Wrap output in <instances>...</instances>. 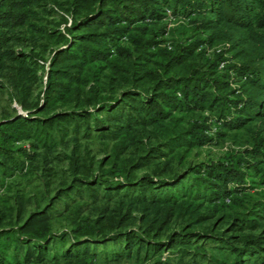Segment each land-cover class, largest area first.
<instances>
[{"label": "trees", "instance_id": "obj_1", "mask_svg": "<svg viewBox=\"0 0 264 264\" xmlns=\"http://www.w3.org/2000/svg\"><path fill=\"white\" fill-rule=\"evenodd\" d=\"M59 10L63 29L36 22L42 19L40 13L52 15ZM171 21L179 23L175 28L180 36L167 37L175 32L168 27ZM21 27L53 41L46 69L39 62L44 57L33 48L24 52L12 47L23 40ZM6 68L13 71L9 76L22 108L45 115L29 113L0 122L3 177L21 172L23 158H33L30 150L11 149L12 144L41 139L48 145L55 132L62 133L61 125H72L77 131L83 123L88 135L98 131L103 138L116 139L144 131L158 141L159 147L149 151L186 153L219 143L227 133L254 121L264 123V0H0V71ZM40 70L44 74L41 97L29 100ZM104 121L114 126L108 128ZM244 152L233 151L220 160L159 179L144 175L134 183L118 167L105 173L121 179L78 183L89 189L93 199L98 186L107 196L123 190L137 202L153 205L190 208V199H201L217 212L229 203L243 205L248 189L256 185L254 177L264 185V137L256 136ZM246 154L262 158L250 159ZM74 189L50 198V204L30 213L15 230L0 228V264H93L101 256L98 247L109 243L116 246L111 252L115 259L131 257L134 247L139 253L143 240L137 233L107 236L100 219L92 223L86 217L72 219V234L53 231L49 224L53 212ZM263 213L264 199L255 200L243 214L231 218L229 228L264 229L259 221ZM206 218L199 215L197 221ZM237 237L239 246L229 244L236 264L264 249L260 234ZM200 239L229 243L208 229L182 230L165 242L151 243L150 249L176 247L178 264H225L203 252L204 243H197ZM167 258H158L155 264H170Z\"/></svg>", "mask_w": 264, "mask_h": 264}, {"label": "rangeland", "instance_id": "obj_2", "mask_svg": "<svg viewBox=\"0 0 264 264\" xmlns=\"http://www.w3.org/2000/svg\"><path fill=\"white\" fill-rule=\"evenodd\" d=\"M58 12L52 15L40 13L42 19L36 22L63 29L64 24L60 17L63 12L60 10ZM66 16L70 22V17ZM178 24L177 21H171L168 24V27L174 28L175 31L173 35L170 33L168 38L180 36L178 29L175 28ZM18 31L23 40L12 43V47L24 52L33 48L34 52L44 57V60L39 62L44 64L46 69L47 57L50 48L53 47V41L47 40L41 33L33 31L30 27H21ZM40 72L43 71L37 72L40 75L38 82L31 86L29 100L41 97L44 74ZM9 74H13L10 68L0 71V122L4 118L29 113L44 116L45 113H36L22 108L18 101V89L13 86ZM61 109L66 107L63 106ZM104 123L108 128L114 126V122L104 121ZM61 126L62 133L55 132L54 141L48 145H44L41 139H31L16 141L10 146L11 149L23 147L30 150L33 158H23L24 167L21 172H16L9 177H3L0 174V182L3 184L0 186V228L8 227L15 230L30 213L42 210L50 204V198L74 186L78 191L75 189L69 191L67 197L63 196L59 204L57 203L53 212L54 217L49 221L53 231H66L72 234L70 231L72 219L79 221L86 217L90 223L95 219L103 221L104 234L107 236L133 231L143 240V244L138 245L139 253L136 254L134 247L132 256L129 258L115 259L111 254L116 248L114 244L109 243L105 247H98L97 251L101 253V256L93 264H155L158 258L164 260L166 257H168L166 260H170V264H178L180 252L176 247L168 244L167 247L164 246V249L156 252L150 248L151 243L165 242L171 234L182 230L208 229L214 235L222 234L229 243L217 240L204 243L201 239L197 243H204L203 252L211 257L215 256L218 262L225 264H236L235 254L229 244L239 246L237 236L241 237L247 233L260 234L264 246V229L238 231L229 228L232 217L243 214L255 200L264 199V185L259 184L256 177L253 178L256 185L248 181L255 187L248 189L243 205L229 203L217 212H213L211 205L201 199H190L189 202L193 204L190 208L177 204L170 207L169 205H153L149 202H137L131 193L123 194V190L112 192L110 196H107V193L98 186L95 188L99 193L93 199L88 195L89 189L78 183L80 179H121L119 176L105 173L107 170H115L118 167L123 168L134 183H137L144 175H149L152 179L169 177L187 170L190 166L220 160L233 151L244 152L250 148L256 136L264 137L263 122L254 121L246 128L227 133L219 143L195 147L181 154H168L163 149H161L162 152L157 149L149 151L148 149L152 147H159H157L158 141L149 138L144 131L134 133L127 138L116 139L112 136L103 138L98 131L88 135L84 131L83 123H79L77 131H73L72 125ZM16 155L15 151L14 156ZM246 155L250 159H253L251 156L260 160L262 158L260 155ZM2 160L0 156V161ZM261 166H264V163ZM65 204L67 207L64 208ZM197 205L198 207L195 208ZM199 215L207 218L198 222ZM261 216L259 221L264 226V213ZM192 252L194 248L190 249V253ZM190 257L188 255V258ZM261 261L264 263V249L258 250L256 255H251L244 264H260ZM206 262L200 261L198 264H213L212 261Z\"/></svg>", "mask_w": 264, "mask_h": 264}]
</instances>
